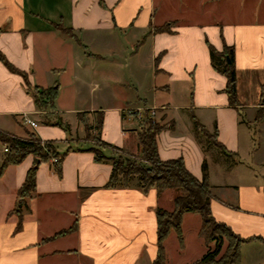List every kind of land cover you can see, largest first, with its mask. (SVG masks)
Returning a JSON list of instances; mask_svg holds the SVG:
<instances>
[{
  "label": "crops",
  "instance_id": "0c3cea01",
  "mask_svg": "<svg viewBox=\"0 0 264 264\" xmlns=\"http://www.w3.org/2000/svg\"><path fill=\"white\" fill-rule=\"evenodd\" d=\"M209 1L215 11L193 19L160 12L158 0H0V52L27 72L32 86L58 87L49 112L70 124L68 131L43 123L46 111L23 76L0 59V118L23 115L37 123L0 120V130L18 137L35 131L68 148L61 172L53 159L39 164L22 220L18 190L34 156L0 175V264H154L157 210H173L177 191H143L137 177L107 187L112 165L96 161L78 117L85 111L93 123L101 118V139L136 153L142 117L126 108L154 109L165 123L157 134L161 159L182 157L199 179L206 165L214 217L245 239L241 264H264V0ZM169 22V31L152 29ZM210 45L234 48L237 104L230 103ZM104 151L115 154L112 147ZM75 222L76 230L53 237ZM201 226L200 214L184 213L183 244L173 230L164 243L166 264H201L215 243L200 236Z\"/></svg>",
  "mask_w": 264,
  "mask_h": 264
},
{
  "label": "trees",
  "instance_id": "16d2710c",
  "mask_svg": "<svg viewBox=\"0 0 264 264\" xmlns=\"http://www.w3.org/2000/svg\"><path fill=\"white\" fill-rule=\"evenodd\" d=\"M174 22H169L152 29L156 32L169 31ZM65 34L74 37L79 43L80 38L75 35L70 28L58 26ZM213 65L227 77L225 91L229 96L231 104L238 103L237 91V71L234 59V48L226 46L223 51H218L210 45ZM228 58L230 61H228ZM0 59L5 66L12 72L23 76L25 85L33 96L37 107L46 111L42 120L45 124L59 125L70 130V124L63 120L60 114L49 112L55 107L59 89L56 86L42 87L32 86L27 72L13 64L2 52ZM222 65V66H221ZM78 117L83 123L85 135L93 140L91 130L93 123L88 117V112H78ZM258 118V116H257ZM143 127L138 133L139 150L132 156L123 154H106L104 149L112 147L115 151L125 153L126 151L109 142L101 139L98 131L101 129V118L96 119L95 128L97 129V140L101 145H93L89 148L94 153L96 161L108 162L112 165V173L107 187L128 186L134 177L139 180L143 191L156 188L158 193H162L168 188L177 191L174 197V209L169 211L164 208L157 210V245L158 256L154 264H166L165 260V240L170 233L176 231L180 243L183 244L184 236L182 230L183 215L186 212H195L202 217L200 236L207 244L215 242L213 248H209L207 253L198 261L201 264H241V245L245 239L236 234L227 224L219 222L214 217L211 210L212 186L209 181L206 165H204V175L202 179L196 177L186 166L182 157L168 160L161 159L158 150L157 134L166 127L160 124L146 110L142 116ZM205 134H209L206 128L196 121ZM213 141L222 146L217 140V133L212 134ZM94 141V140H93ZM0 142L7 145L8 150L4 151L0 164V175L10 164H19L27 156L33 155L34 164L29 168L25 181L18 190L19 201L15 208L20 220L23 217V210L28 208V198L32 197L37 188L36 175L39 164L58 158L56 169L61 172L62 161L66 153H60L57 149L55 140H43L35 131H27L26 137H18L10 132L0 130ZM131 153V152H130ZM77 223L70 228L57 232L53 237L64 235L76 230ZM227 242L223 249L224 242Z\"/></svg>",
  "mask_w": 264,
  "mask_h": 264
},
{
  "label": "rangeland",
  "instance_id": "374dc122",
  "mask_svg": "<svg viewBox=\"0 0 264 264\" xmlns=\"http://www.w3.org/2000/svg\"><path fill=\"white\" fill-rule=\"evenodd\" d=\"M158 2H159V11L160 12L163 11L164 14H166V15L169 14V15H177L178 16V15H183V14H190V15H192V17L194 19V16L198 17L201 13H207L210 11L211 12L215 11V3L210 2V1L207 3V0H158ZM171 4H173V5H171ZM169 5H170V8H169ZM171 6H173V7L171 8ZM60 80H61V83L63 84L64 91H66L65 92V96H66L67 93L69 92L68 90H70L69 75L68 74L61 75ZM70 115H71V117H73V114H70ZM22 117H23V115H21L20 117H18V116L14 117V115L12 114V115H8L5 118H0V120L5 122V123L7 121H12V122L15 121L16 122V120L18 121V120L22 119ZM63 120L65 122H68V120L65 119L64 117H63ZM154 120H156L160 124H165V123L157 120V118H155V117H154ZM95 124H96V121L93 123L91 135H93L94 144L99 146V145H101V142L99 140H97V129L95 128ZM61 127L64 130H66L65 127H63V126H61ZM142 127H143V125H142ZM210 136L212 137V134H210ZM212 140H214V139H212ZM57 145H58V149H60L59 151L61 153L64 154L68 151V148H66L67 146H66V143L64 141H58ZM115 154L116 155L123 154L124 156H132L133 155L130 152L123 153L120 151H115ZM134 154H135V152H134ZM173 190H175V189H173ZM175 192H176V190H175ZM190 238H192V237H189V239ZM226 244H227V242L225 241L224 245H223V249H225ZM214 246H215V243H213V247Z\"/></svg>",
  "mask_w": 264,
  "mask_h": 264
},
{
  "label": "built area",
  "instance_id": "2783aa9c",
  "mask_svg": "<svg viewBox=\"0 0 264 264\" xmlns=\"http://www.w3.org/2000/svg\"><path fill=\"white\" fill-rule=\"evenodd\" d=\"M126 111L128 114H133V115H138L139 117H142L143 114H144V111L141 110V108H126ZM150 115L154 118L155 115H156V111L153 109V110H150ZM23 120L24 122L26 123H29L33 126H36L37 123L35 121H33L32 119H30L28 116H23ZM8 150V147L7 145L4 146V151H7ZM54 162H58V158L57 157H53L52 158Z\"/></svg>",
  "mask_w": 264,
  "mask_h": 264
},
{
  "label": "water",
  "instance_id": "95a60500",
  "mask_svg": "<svg viewBox=\"0 0 264 264\" xmlns=\"http://www.w3.org/2000/svg\"><path fill=\"white\" fill-rule=\"evenodd\" d=\"M228 61H230V59L228 58Z\"/></svg>",
  "mask_w": 264,
  "mask_h": 264
}]
</instances>
